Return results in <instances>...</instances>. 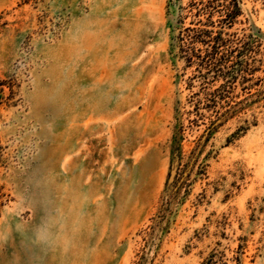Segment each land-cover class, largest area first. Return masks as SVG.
<instances>
[{"label":"rangeland","instance_id":"374dc122","mask_svg":"<svg viewBox=\"0 0 264 264\" xmlns=\"http://www.w3.org/2000/svg\"><path fill=\"white\" fill-rule=\"evenodd\" d=\"M190 1L0 0V264H264V0L208 81Z\"/></svg>","mask_w":264,"mask_h":264},{"label":"trees","instance_id":"16d2710c","mask_svg":"<svg viewBox=\"0 0 264 264\" xmlns=\"http://www.w3.org/2000/svg\"><path fill=\"white\" fill-rule=\"evenodd\" d=\"M240 15V0H191L186 6L181 4L178 6L173 26V31L177 30L178 34L172 36V46L179 49L180 56L185 59L188 66L196 65L204 81H208L212 73L215 76L224 75L235 79L237 64L232 62L231 55L224 53L222 49L227 46L231 38L226 30L233 27ZM215 16H218L216 21ZM188 18H192L190 26H185ZM204 83L208 85V82ZM219 91L220 89L215 92ZM195 106L197 108V105ZM218 126L217 122L211 123L205 132L207 138L216 131ZM176 127L177 132L173 137L172 147V158L176 164L173 168L176 169L175 177L177 174L179 176L182 162L183 125L179 123ZM175 184L176 182H173L170 186Z\"/></svg>","mask_w":264,"mask_h":264},{"label":"water","instance_id":"95a60500","mask_svg":"<svg viewBox=\"0 0 264 264\" xmlns=\"http://www.w3.org/2000/svg\"><path fill=\"white\" fill-rule=\"evenodd\" d=\"M176 175V169H173L172 172H171V176H170V182H172L174 180V177Z\"/></svg>","mask_w":264,"mask_h":264}]
</instances>
